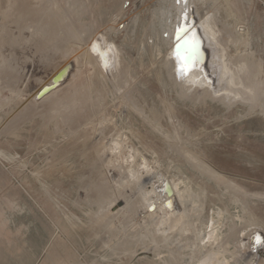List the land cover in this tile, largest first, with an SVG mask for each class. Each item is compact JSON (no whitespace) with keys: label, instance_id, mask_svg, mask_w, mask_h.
<instances>
[{"label":"rangeland","instance_id":"374dc122","mask_svg":"<svg viewBox=\"0 0 264 264\" xmlns=\"http://www.w3.org/2000/svg\"><path fill=\"white\" fill-rule=\"evenodd\" d=\"M0 264H264V0H0Z\"/></svg>","mask_w":264,"mask_h":264},{"label":"bare ground","instance_id":"6f19581e","mask_svg":"<svg viewBox=\"0 0 264 264\" xmlns=\"http://www.w3.org/2000/svg\"><path fill=\"white\" fill-rule=\"evenodd\" d=\"M182 1L184 2L185 0H181V2ZM187 17H188L187 15H185V17L183 18L180 16L178 24L176 23L178 27L177 25L174 26L175 28L173 29V34H172L173 36L171 41L172 47H171V56H170L172 58L171 60L172 65L170 67L173 66L172 68L175 71L176 78L177 79L180 78V80L183 81V83L187 84L189 82L192 83L193 86H196V88L198 86L199 88H206V84H211L210 81L212 80L210 74L211 66L207 62L209 55L207 56L206 64L203 65L202 61L199 60L198 41L199 39H201L204 43V46L207 42V44L210 43L212 44V46L216 47V45L214 44L215 41L214 38L208 41L210 37L206 35V31L204 30L203 26L199 25L193 28V23H192L193 20L189 18L190 20L186 21L188 19ZM207 46L208 45H206L205 47L207 48ZM103 49L100 48L98 41H95L94 45L92 46V50L94 51V53L96 52L99 55L103 65H106L108 63L107 61L110 60L109 52L107 51L108 49L107 50L105 49L103 50ZM210 51L212 52L213 50ZM61 70L62 69H59V71H57L55 75L59 73ZM212 88L214 89V87Z\"/></svg>","mask_w":264,"mask_h":264},{"label":"water","instance_id":"95a60500","mask_svg":"<svg viewBox=\"0 0 264 264\" xmlns=\"http://www.w3.org/2000/svg\"><path fill=\"white\" fill-rule=\"evenodd\" d=\"M199 47H198V52H199V60L202 61L203 63V50H205L204 43L201 39H199ZM69 70V64L64 65L62 70L57 73L56 75L52 76L50 81L46 84L45 86H42L37 93L35 94L36 99H42L43 97L47 96L53 89L56 88L57 85H59L67 76ZM170 193V192H169ZM122 203H119V206H121Z\"/></svg>","mask_w":264,"mask_h":264},{"label":"flooded vegetation","instance_id":"af4514ba","mask_svg":"<svg viewBox=\"0 0 264 264\" xmlns=\"http://www.w3.org/2000/svg\"><path fill=\"white\" fill-rule=\"evenodd\" d=\"M173 34V33H172Z\"/></svg>","mask_w":264,"mask_h":264}]
</instances>
